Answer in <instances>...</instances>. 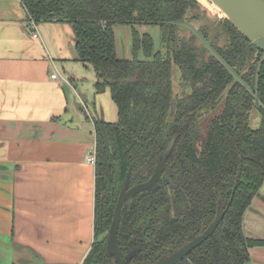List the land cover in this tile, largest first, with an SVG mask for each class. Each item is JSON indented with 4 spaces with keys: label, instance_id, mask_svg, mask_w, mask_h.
<instances>
[{
    "label": "trees",
    "instance_id": "obj_1",
    "mask_svg": "<svg viewBox=\"0 0 264 264\" xmlns=\"http://www.w3.org/2000/svg\"><path fill=\"white\" fill-rule=\"evenodd\" d=\"M19 1L28 24L73 25L78 60L93 68L96 94L109 91L117 107V122L94 119V241L82 264H117L107 240L124 183L128 176L130 188L148 182L174 138L159 183L123 205L122 264L171 256L202 235L221 207L214 234L178 264H250V250L264 247L243 229L264 185V53L228 19L223 46L208 41L206 29L201 46L196 36L182 37L181 24L202 8L197 0ZM119 25L132 27V60L117 55ZM138 25L159 27V50ZM172 58L181 90L192 89L187 95L175 92ZM254 108L262 118L256 131L249 126Z\"/></svg>",
    "mask_w": 264,
    "mask_h": 264
},
{
    "label": "crops",
    "instance_id": "obj_2",
    "mask_svg": "<svg viewBox=\"0 0 264 264\" xmlns=\"http://www.w3.org/2000/svg\"><path fill=\"white\" fill-rule=\"evenodd\" d=\"M27 22L19 0H0V264H82L94 241L96 176L86 156L95 147L94 119L113 118L107 120L99 99L75 95L83 63L73 25L40 23L34 38ZM128 27V35L114 28L119 59L132 54ZM243 229L264 239V185ZM250 257V264H264V247L252 248Z\"/></svg>",
    "mask_w": 264,
    "mask_h": 264
},
{
    "label": "water",
    "instance_id": "obj_3",
    "mask_svg": "<svg viewBox=\"0 0 264 264\" xmlns=\"http://www.w3.org/2000/svg\"><path fill=\"white\" fill-rule=\"evenodd\" d=\"M216 3L226 14V17L243 35H245L250 41H252L253 45L258 48L260 52L264 53V0H212ZM164 53V51H163ZM166 62V61H165ZM178 69L175 65V61L172 58V72L174 76V72ZM235 82L228 85L224 91L220 94L218 101L223 99L225 96L229 94ZM176 99L174 100L172 111L175 110ZM260 113L256 108H254L250 115V128L256 131L259 128L261 123ZM256 122V123H255ZM175 138L170 142L167 147L165 153L162 156L161 161L159 162L156 171L152 178L143 184L134 186L132 188L129 187V176L127 177L123 189L120 192L119 199L116 205L113 222L108 234L107 240V250L110 254L114 255L117 260V264H122L119 248H118V232H119V224L121 212L123 209V205L130 199L135 197L137 194L150 190L155 187L163 174L164 165L169 155L171 154L174 145ZM224 217V211L221 207L219 213L215 219V221L210 225V227L199 237L173 253L171 256L166 257L160 260L156 264H178L183 259H185L194 249L203 244L208 238H210L219 224L221 223Z\"/></svg>",
    "mask_w": 264,
    "mask_h": 264
},
{
    "label": "rangeland",
    "instance_id": "obj_4",
    "mask_svg": "<svg viewBox=\"0 0 264 264\" xmlns=\"http://www.w3.org/2000/svg\"><path fill=\"white\" fill-rule=\"evenodd\" d=\"M199 5L202 7L201 10L191 13L189 15V19H186L187 21L181 24V36L184 38H191L192 36H196L198 41L197 46H201V44H204V40L202 38L201 32L207 30L208 33V41L216 42L218 45L223 46L225 44L226 35L224 34L223 30V22L226 20L227 16L226 14L221 10H211L208 7V4L212 3L211 0H197ZM194 16V17H193ZM193 17V18H192ZM192 18V19H191ZM122 27H125L126 31L127 28L130 29V27L126 25H119ZM143 28H146V32L150 33V35L154 39L155 47L157 50L161 48V35H160V29L158 26L154 25H142ZM206 29V30H205ZM130 33L127 31V35ZM133 55L131 54V57L129 60H132ZM141 58V57H140ZM124 60V59H121ZM89 66V65H87ZM82 76L78 79L76 85L78 87V91L75 92V95L78 99L81 100V94H84L89 97V102L93 103L97 99H99L98 106L100 107V110L105 113V117L107 118H113L112 122H115L118 120V113L116 106L110 96V94L105 95H96L95 94V88L94 84L91 83V81L95 80V72L91 66L89 68H86L84 64H82ZM57 73V72H56ZM177 71L174 72V86H175V92L177 95H184L191 93L192 89L190 87L186 88L184 91H182L180 88L181 83V75ZM83 78H87L88 81H83ZM103 98H98V97ZM69 98H72L69 96ZM71 106L72 110L74 111L76 117H81L84 119V113L83 111H79L78 107L75 105V100L71 99ZM85 104V103H84ZM86 105V104H85ZM84 105V106H85ZM90 115V114H89ZM256 123V122H255Z\"/></svg>",
    "mask_w": 264,
    "mask_h": 264
},
{
    "label": "built area",
    "instance_id": "obj_5",
    "mask_svg": "<svg viewBox=\"0 0 264 264\" xmlns=\"http://www.w3.org/2000/svg\"><path fill=\"white\" fill-rule=\"evenodd\" d=\"M28 28L30 29V31H32L33 33V37L34 38H39V35L37 33V24L34 22H30L28 24ZM52 79H58V75L57 74H53L52 75ZM86 163L95 166L96 165V148H92L89 153L86 156Z\"/></svg>",
    "mask_w": 264,
    "mask_h": 264
},
{
    "label": "bare ground",
    "instance_id": "obj_6",
    "mask_svg": "<svg viewBox=\"0 0 264 264\" xmlns=\"http://www.w3.org/2000/svg\"><path fill=\"white\" fill-rule=\"evenodd\" d=\"M212 1V0H211ZM208 7L213 11V10H217V8L218 9H221L216 3H214L213 1H212V3H210V4H208ZM222 10V9H221ZM223 11V10H222ZM224 12V11H223ZM225 13V12H224ZM226 14V13H225ZM226 16H227V14H226ZM228 17V16H227Z\"/></svg>",
    "mask_w": 264,
    "mask_h": 264
}]
</instances>
